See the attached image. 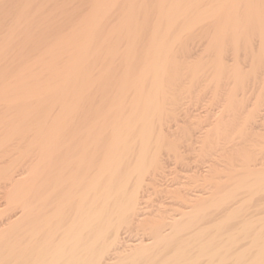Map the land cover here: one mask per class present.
<instances>
[{
    "label": "bare ground",
    "instance_id": "obj_1",
    "mask_svg": "<svg viewBox=\"0 0 264 264\" xmlns=\"http://www.w3.org/2000/svg\"><path fill=\"white\" fill-rule=\"evenodd\" d=\"M74 1L0 0V177L10 180L0 191V216L10 211L0 220V264H264V213L235 222L242 198L264 196V172L247 160L237 169L252 174L225 164L238 180L221 179L217 148L231 159L238 150L204 110L217 101L230 115L232 98L242 102L248 57L264 42V0ZM242 116L238 128L250 120ZM177 132L199 144L206 168L193 169L195 157L193 168L182 164L204 182L175 172L192 181L179 183L167 210L158 199L173 190L164 188L155 213L147 187L171 173L162 158L172 147H162L174 146ZM193 180L197 187H186ZM229 222L237 226L227 233Z\"/></svg>",
    "mask_w": 264,
    "mask_h": 264
},
{
    "label": "rangeland",
    "instance_id": "obj_2",
    "mask_svg": "<svg viewBox=\"0 0 264 264\" xmlns=\"http://www.w3.org/2000/svg\"><path fill=\"white\" fill-rule=\"evenodd\" d=\"M73 1H74V0H73ZM75 1H76V3H77L78 0H75ZM75 1H74V2H75ZM152 1H154V0H152ZM150 3H151V2H150ZM150 7H152V4L150 5ZM152 14H153V13H152V11H151V14H150V15L152 16ZM71 15H72L71 13L67 14V16H71ZM75 15H78V14H74V17H75ZM65 16H66V14H65ZM72 17H73V16H72ZM145 35H147V33L144 32V34L142 35L144 39L147 38V36L145 37ZM261 39H262V38H261ZM263 41H264V40H263ZM261 44H262V43H261ZM263 45H264V42H263V44L261 45V48H258V46L255 45V46H254V47H255V48H254V49H255L254 51H256V48H257V52H255L256 54H253L254 51H253V52L251 51V53H252L253 55H255V56H253V55L250 53L252 57L249 55V57H248L249 60H248V58L245 59V60H244V58H243V61H244V62L242 61V64L244 63L243 67H244V66H247V63H248V61H249V63H248V64L250 65V66H249V69L252 70L251 72H249V69H248V71H247V69H246V70L244 71L245 76L243 75V77H241V78H242V81L245 79L244 81H245L246 83H245L244 81H243V82H244L246 85H247V81H248V85H247V89H248V90H246L247 92L245 91V93L243 92V95H241L242 97L240 98V100H241L243 103H246V102H247V103L245 104V105H246V108H245V107H244V108L242 107V106H243V105H242V104H243L242 102L240 103L239 101H237V100L239 99L238 97H235L237 100H236L234 97L232 98V100H231L232 105H231V103H230V105H229V106L231 107L230 109H229V106L226 108L227 111L231 110V113H230V112H227V113H229L230 115H226V114H225L226 112L222 113L223 111H221V112L218 111V108H216L217 105H218V104H217V103H218L217 101H215V103H213L214 101H210V103L208 102L210 105L207 103V106H208V107H205V106H204V110L207 109V108H208V109L210 108L211 111L213 112L214 109H215L214 114H213L212 112H211V113H212L213 115L216 114V116H213V115L211 116V113H209V114H208L209 117H208V116H207V117H208L209 120H210V118H211V119H212V118L215 119V117H216V118L218 119V121L220 122V125H219V123H218L217 120L215 121L214 119H212V120H214L213 123H214V122H217V123H218L217 126H218V128H219L220 130H221V128H222V130H221V131H223L222 133H218V132H217L218 134H220L219 136H222V137H223V136L225 135L224 138L227 139L228 137H227V133H226V131L228 132L229 136L231 135L232 142H231V139L229 138L228 140H230L229 142H231V143L227 144L226 142H228V140H227V141L225 140L224 143L221 144L222 147H224L223 145H224L225 143L228 145V147H229L230 144H231V145L233 144V145H232L233 149H234V146H235V149L238 150V151L236 150L237 152H235V149H234V152H235V153H234V152H231V151H233V150H229V148H228L226 145H225V146L228 148V150H229L232 154L234 153V155H235L236 157H237V154H238V153H239L238 155H240V159H241V161H239L240 159H239V160H238V159H235L236 157L233 156V155L229 152V155H230V156L232 155V156H231L232 159L235 160V161L233 160V162H234V164H233L232 162L230 163V161H232V159L229 158L228 153H226L225 149H224V152H225L227 155H226L224 152H223V154H225V155L228 156V157H226V156H225V157H222V155H223V154H222V150H223V148H217V149H220V150L217 151V153H219V154H217V155L214 157V159L216 160V162H217V164H218L217 169L220 167V165H222L221 169L223 168V170H224L226 173H227V171L230 170L229 173H228L229 175H228V174H226L224 171L222 172L221 170L218 169V170L221 172V174H222V175L219 174V175L221 176V179L227 181V183H228L229 185H231V184H232L233 182H235V181L237 182V180H238L237 178H236V179L234 178L235 180H234V179H233V180L231 179V176L236 177L235 175H233L234 172H235V174L237 173L236 175H238V172H239V171L237 172L236 170H241V169H242V171H243L244 173H246L247 171L250 170V169H248L249 167L247 168L246 166H245L246 169L244 168V169L246 170V172L244 171L243 168H241V169H237V165H238L237 163L240 164V165H238V167L240 168L241 166H242V167L244 166V164L246 163L247 160H249V161H247L248 166H249L250 162H251L250 165H253V166L251 167V169H254L255 167H257V166L259 165V167H257V170H259V171L261 170L262 173L264 172V170H262V169H264V117H263V116H264V115H263V114H264V111H262V110L264 109V102H262V100L264 101V94H263V96L261 95V91H262V93H264V88H263L264 85L262 86V82H264V80H263V78H264V76H263V75H264V63H263V62H264V52H263L264 47H263ZM256 46H257V47H256ZM261 50H262V52H261ZM257 53H258V55H257ZM260 56H262V57H260ZM250 57L253 59V61H252V59H251V61H250ZM253 57H254V58H253ZM255 57H256V58H255ZM260 58H262V59H261L262 62L259 60ZM246 60H248V61L246 62ZM257 60H258V62H259L258 66H257V64H256V63H257V62H256ZM245 62H246V64H245ZM253 62L255 63L254 65H256V66H253ZM260 62H261V63H260ZM251 64H252V66H253L254 68L257 67V69H254V68L251 66ZM244 68H245V67H244ZM246 68H248V66H247ZM256 70L259 71V72L256 73ZM246 73H247V76H246ZM261 73H262V74H261ZM248 74H250V75H248ZM254 76H256V77L254 78ZM244 77H245V78H244ZM248 77H249V78H248ZM259 80H260V81H259ZM252 82H253L254 84H253ZM257 82H258V83H257ZM251 83H252V84H251ZM260 85H261V87H260ZM258 86H259V87H258ZM251 87H252V88H251ZM260 88H261V89H260ZM262 88H263V89H262ZM251 89H252V90H251ZM260 90H261V91H260ZM248 91H249V92H248ZM252 91H253V93H252ZM234 92H235V91H234ZM236 92H237V91H236ZM237 93H238V92H237ZM237 93H236V94H237ZM254 93H256V94H254ZM259 93H260V98H262V99L259 98V96H258ZM240 94H241V92H240ZM240 94H237V95L239 96ZM257 94H258V95H257ZM237 95H236V96H237ZM244 95H245V96H244ZM252 95H253V96H252ZM234 96H235V95H234ZM243 96L246 97V98L244 99ZM257 96H258V99H257V103H256L255 101H256ZM261 96H262V97H261ZM254 97H255V98H254ZM242 98H243V99H242ZM234 99H235V100H234ZM244 100H245V102H244ZM258 100H259V101L261 100L259 103H261V104L263 103V104H262V107H260V105H259V103H258ZM236 101H237L238 103L235 104L234 102H236ZM253 102H254L255 106H254ZM212 103H213L214 105H212ZM248 103H250V104H248ZM192 104H193V103H191V105H192ZM238 104H239V105H238ZM256 104L259 105V108H260V109L257 107ZM211 105L214 107L213 110H212ZM236 105L238 106L237 108H239V106L242 105L240 108L245 109V111H243V109H242V110L240 109V111L237 112V111H236ZM248 105H249V106H248ZM233 108H234V109H233ZM247 108H248V109H247ZM251 108H252L253 110H255V111H253ZM262 108H263V109H262ZM258 109H259V110H258ZM238 110H239V109H238ZM247 110H249V111H248V114H245V112H247ZM251 110H252V111H251ZM260 110H261V111H260ZM200 111H202V109H201ZM224 111H226V110H224ZM241 111H242V112H241ZM259 111L261 112V114H260ZM217 112H219V113H217ZM243 112H244V113H243ZM253 112H254V113H253ZM255 112L258 114L257 116L254 115ZM258 112H259V113H258ZM234 113H237V114H238V116H237V114H236V118H234L235 116L233 117V115H235ZM242 113H243V116H242ZM249 113H250V114H249ZM203 114H204V113H203ZM220 114H221V115H220ZM223 114H224V116H223ZM231 114H232V115H231ZM246 115H247V118L250 117V120L252 119L251 122H250L251 124H250V123H247V125H246V122H248V121H250V120L248 119V121H245L246 119H244L243 121H241V122H243L244 124H243V123H242V124L240 123L239 126L241 125V127H242V125H243V127H244V126H245V127H244V128L242 127V129H241V127L238 128V123H239L240 120L242 119V118H240V117H241V116H242V117L245 116V118H246ZM251 115H252V116H255V117H252ZM217 116H218V117H217ZM222 116H223V118H225L224 120H226V121H224V122H225V127H222V126L224 125V123L220 121V120H222ZM227 116H229V117H227ZM259 116H261V117H259ZM237 117H238V119L240 118V120H238ZM219 118H221V119L219 120ZM258 118H260L259 121H258ZM227 119H228V120H227ZM262 119H263V120H262ZM209 120H208V121H209ZM212 120H210L209 122H212ZM229 120H230V121H229ZM233 121H236V122L239 121V122H237V123L235 122V123H236V126H237V128H238V130H237V128L235 127V125H234L235 123H234ZM226 122H227V123H226ZM252 122H253V126H252ZM233 123H234V124H233ZM254 123H256V124L254 125ZM232 124H233V126H232ZM229 125H230V126H229ZM214 126L216 127V125H213V127L210 128L211 130H212V128L214 129V130H212V131L210 130V132H209L210 134H211L212 132H214V131L216 132ZM220 126H221V128H220ZM231 126H232V128H231ZM247 126H248V127H247ZM249 127H250V128H249ZM251 127H252V128H251ZM229 128H230V129H229ZM235 128H236V129H235ZM199 129H200V128L197 129L198 132H199V131H202V129H200V130H199ZM223 129H224V130H223ZM228 129H229V130H232V132H229ZM220 130H219V131H220ZM178 131H182V130L179 129ZM204 131H205V130H204ZM221 131H220V132H221ZM235 131H237V132H235ZM240 131H242V133H240ZM234 132H235V133H234ZM233 133H234L235 135H234ZM236 133H238V134H236ZM239 133H240L241 136L239 135ZM177 134L179 135L180 133L177 132V133H176L174 136H172V137L177 136ZM212 134H214V136L216 135V133H212ZM232 134H233V135H232ZM242 134H243V135H242ZM181 135H182L181 138H180L179 136H177V137H175V138H172V137H171L173 140H174V139H177V141H176V140L174 141L175 144L173 143L174 146H173V145H166L167 148H165V146H163V147L165 148L164 150H163V147H162V151L165 152V150H167V149L169 150L171 147H172V148L175 147V149H177V148H179L178 146H181L180 144H182V145L184 144V145L182 146V147H184L183 150H181V149H182L181 147H180L181 149H177L178 151L176 150V152H178V153L175 152V153H176V154H175L174 151H173V150H175V149H172V148H171V150H172V152H173V154H172V153L169 151L170 154H171V156H170V155H168V156H163L164 159H163L162 156H161V158H162V162H163V163H168V162H169L168 166H167V164H165V166H166V167H169V166H170L169 169L171 170V173H174V174H171L170 172L167 173V171H170V170H169L168 168H166V170H167L166 173H167L168 175H170V176H169L170 180H168L169 178H168V175H167V174H165V176H167V177H165V178H167L166 180L163 179L164 177H161L162 174H161V175H159V174H155L156 176H159L158 179H159V182H161V183H159L158 181H156V179H157V177H156V179L149 180L150 182H151V181L153 182V187H154V189H155V186H156V190L151 189L152 186H150V185H149V187H151V188L147 187V189H148V190H147V193H146V194H147V197L149 198V197H150V194H151V196L153 195L154 198H153V197H152L151 199L149 198V200H150V201H153V203L156 202L155 204L158 203L157 200H156V197H157V196H159V198H162V196H164V195H162L163 192L166 193V192H168V190H171V189H169V188H172L173 192L170 191L171 193H170V192H168L169 194L166 193L167 196H168V199L165 198V197H163V198H165L164 200H163V198H162V200L157 198L158 201H159V200H160V201H166V202H164V203H167V204H165V205H164V204L161 205V202L159 201L160 207L162 208V206L164 205L166 210L168 209L169 205H170V207H173V206H171V203H172V200H173V197H172V196H174V194H172V193H174V191L176 190V188L179 186V183H180V185H181V183L183 182L182 180H184V178H185V180H186V177L183 176V175L185 174V171H188V172H192V171L196 172V171H199V172H200V171H202V167H205V168H206L205 164L208 165V163H205V162L203 161V159H202L203 157L201 158V153H200V157H199V153H198V151H197V148L199 147V144H198V143L196 144V145H198V146L193 145V144H195V142H194L193 140H189V142H188V140L185 139L184 134H183L182 132H181L180 136H181ZM236 136H238L239 138L236 137ZM212 137H213V135H212ZM178 138L181 139L180 142H182V138H183V140L185 139V141H183L184 143H178L179 140H180V139L178 140ZM238 139H239L240 141H239ZM234 140H236V141L234 142ZM221 141H222V140H221ZM242 141H243V143H241ZM176 142L178 143V146H177V143H176ZM187 142H188V143H187ZM239 142H240V143H239ZM186 143H187V144H186ZM171 144H172V143H171ZM237 144H238V146H237ZM240 144H241V146L243 145V146H242L243 148H242L241 146H239ZM244 144H246V145L244 146ZM247 144H248V145H247ZM175 145H176V146H175ZM189 145H190V146H189ZM192 145H193V148H192ZM231 145H230V147H231ZM194 146H196V147H195V150L197 151L198 154H195L196 152L193 154V151H195V150L192 151L191 149H194ZM246 146H247V147H246ZM188 147H191V148H188ZM249 147H250L251 149H249ZM230 149H231V148H230ZM244 149H245L246 151H249V152H247V153H249V156H248V154L246 153V151H245ZM180 150H181V151H180ZM186 150H191V151H189V152L192 153V154L189 153V154L186 155V156H185V155H182V154H187L188 151L185 152ZM241 150H242V152H241ZM239 151L243 154L244 159L242 158V155L240 154ZM244 151H245V153L247 154L248 157L246 156V154H244ZM163 152H162L161 155H163ZM169 152H168V154H169ZM252 152H253V153H252ZM250 153H251V154H250ZM164 154H165V153H164ZM166 154H167V151H166ZM174 155H176V156H175L176 158L174 157ZM181 155H182V156H181ZM245 156H246L248 159L245 158ZM250 156H251V157H250ZM166 157H167V159H166ZM168 157H170V158L173 157V159L169 160ZM183 157H184V160L187 158V159H186L187 162L184 163V161H183L184 165L186 166V163H187V164H189L190 167H192V168H193V165H195L194 163H192V162H193L192 160H193L194 158L191 159L190 157H195L196 159H194V160H196L195 162H196L197 166L200 167L201 169L199 170V168L197 167V168H198V170H197L196 165L194 166L195 168H193V169H196V171H195V170L190 171V170H191L190 167H189L190 170H188V167H187V168L183 167V164H182V160H183L182 158H183ZM220 157H221L222 159L224 158V159L226 160V161L224 162V167H223V164H222L223 162L221 163L222 159H221ZM233 157H235V158H233ZM238 157H239V156H238ZM226 158H227V159H228V158L230 159V161H228L229 163L227 162V159H226ZM165 159H166V160H165ZM176 159H177V161H175ZM189 159H190V160H189ZM201 159H202V160H201ZM220 159H221V161H220ZM224 159H223V161H224ZM251 159H252L253 161H251ZM180 160H181V161H180ZM188 160H189V162H191V164L188 162ZM236 160H238V161H236ZM165 161H167V162H165ZM173 161H175V162L178 163L179 168L176 167L177 163H176V165H175V164H174L175 162L173 163ZM201 161H202V163H203L204 166H201V165L199 164V163H201ZM226 162H227V163H226ZM235 162H236V163H235ZM244 162H245V163H244ZM258 162H259V163H258ZM172 163H173L174 165H173ZM202 163H201V164H202ZM204 163H205V164H204ZM243 163H244V164H243ZM262 163H263V164H262ZM217 164H216V165H217ZM225 164H227V165H228V164H231V165H228V166L231 167V168L233 167L234 170L229 169L227 165H226V166H227L228 169H227V170L224 169V168H226ZM189 165H187V166H189ZM191 165H192V166H191ZM232 165H234L235 168H234V166H232ZM245 165H247V164H245ZM260 165H262L261 167H263V168H261ZM171 167L173 168V171H172ZM175 167H176V168H175ZM181 167H183V168H181ZM205 168H204V169H205ZM258 168H260V169H258ZM177 169H178V170H177ZM179 169H180L181 172H179ZM181 169L184 170V174H183V170H181ZM247 169H248V170H247ZM255 169H256V168H255ZM231 170H232V172H233V171H234V172L232 173ZM257 170H256V171H257ZM242 171L239 172V173H240V174H239L240 176H241V172H242ZM251 171L253 172L254 170H251ZM5 172H6V171H5ZM175 172H178L179 174L181 173V174H183V175H179L178 173H177V174H178V175H177ZM194 172H192V173H194ZM199 172H196V173L200 174L201 172H200V173H199ZM220 172H219V173H220ZM230 172H231V173H230ZM249 172H250V171H249ZM249 172H248V174H249ZM257 172H258V171H257ZM257 172H255V173H257ZM250 173H251V172H250ZM262 173L259 172V174H262ZM175 174H176V175H175ZM223 174H224L225 176L227 175V178H226V179H223V178L225 177ZM242 174H243V173H242ZM251 174H252V173H251ZM171 175H172V176H171ZM186 175H187V177L190 178V176H191L192 174L190 173V176H189L188 174H186ZM196 175H197V174H196ZM196 175H195V173H194L192 179H194V176H195V178H196ZM201 175H202V174H201ZM239 175H238V176H239ZM243 175H245V174H243ZM152 176L155 178L154 174L151 175V178H152ZM174 176H176L177 179H176ZM179 176H181V178H183V179L179 178ZM198 176H199V175H197V178L194 179V180L197 181V180L199 179V181L202 180V181H200V183H203V182H204V181H203L204 178L200 179V178H198ZM228 176H230V179H231V180L229 179ZM238 176H237V177H238ZM245 176H246V175H245ZM4 177H5L6 179H5ZM171 177H172V178H171ZM199 177H202V176H199ZM161 178H162L164 181H161V180H162ZM173 178L176 179V180H174V183H177V180H178V185L176 184V187H175V185L172 186V187H170V185H173V184H174V183H173V180H171V179H173ZM189 178H188L186 181L184 180L185 182H183V183H187V184H188ZM241 178H242V176H241ZM158 179H157V180H158ZM239 179H240V177H239ZM6 180H8V181H6ZM194 180H193V181H194ZM5 181L8 182V183L10 182V180H9L6 176H3L2 178L0 177V185H2V183L5 184V185L3 184V185L0 187V188H1L0 191L6 190L4 186H6V184L8 185V183H6ZM149 181H148V182H149ZM181 181H182V182H181ZM190 181H192V180L190 179ZM190 181H189V182H190ZM196 181L192 182L193 186H192L191 183H190L189 185H186V187L190 186V188L188 187L189 189L193 188L194 186L197 187L196 185L199 184V183L196 182ZM150 182H149V183H150ZM154 182H155L156 184H155ZM157 182H158V183H157ZM164 182H165V183H164ZM168 182H169V183H168ZM170 182H172V183H170ZM195 182H196V183H195ZM236 182H235V183H236ZM162 183H164L165 186H162V185H163ZM183 183H182V184H183ZM194 183H195V184H194ZM167 184H169V185L167 186ZM151 185H152V184H151ZM157 185H159V188H158V189L161 188V190H163V191H161V190L159 191V193L161 192L162 194H161V193H160V194L157 193V192H158ZM160 185H161V187H160ZM232 185H233V184H232ZM3 187H4V188H3ZM166 187H169V188H167V189H168L167 191H165V190H166ZM195 187H194V188H195ZM2 188H3V189H2ZM164 188H165V190H164ZM149 189H150V190H153L154 193L152 194V193H151L152 191L149 192ZM165 193H164V194H165ZM260 193L263 194L264 191H263V192H260ZM146 194H145V195H146ZM154 194H155V195H154ZM157 194H158V195H157ZM258 195H260V197H259V196L257 197V194H256V198H255V197L252 198V202L254 201L253 203H254V205H255L256 207H254V205H252L253 203L249 201V198H247V200H246V199H244V198H242V197L240 196V197L243 199V200L241 199V201L244 203V204H243L244 206L246 205V201H247V204H248V205H246V206L243 207V208L246 209L248 212H247L246 210H245V212L242 211V210H244V209H242V210H241V209H240V210H237V213H236V211H234V212L236 213V216H235V217H236V220H235V218H233V220L230 221V222H233V221L235 220V222L238 223V222L242 221L241 218H244V219H247V218H248L247 220L257 219L259 216L263 215V214H261V213H264V212H263L264 210L261 211V210H258V209H264V204H262V203H264V196L261 195V194H259V193H258ZM165 196H166V195H165ZM167 196H166V197H167ZM237 196H238V198H239V195H238V194H237ZM262 196H263V197H262ZM147 197H145V199H146ZM261 197H262V198H261ZM257 198L259 199V201H258ZM260 198H261L262 200H261ZM152 199H153V200H152ZM232 199H233V198H232ZM232 199H230V200H232ZM235 199H236V198H235ZM1 200H2V199H1ZM1 200H0V201H1ZM149 200H148V199H147L146 201L144 200V202L147 203L148 207L151 206V207H149V209H147V210H150V208H153V207H155V208H153V211H155V209H159V210L161 209V208H156V207H159V204H157V206H156L155 204H151V203H150L151 205L148 204V203H149ZM154 200H155V202H154ZM233 200H234V199H233ZM260 200H261V201H260ZM2 201H3V203H4L5 200H2ZM2 201L0 202V203H1V205H0V206H1V207H0L1 210L3 209V205H2L3 203H2ZM147 201H148V202H147ZM173 201H174V200H173ZM257 201H258V202H257ZM162 203H163V202H162ZM260 203H261V204H260ZM152 205H153V207H152ZM154 205H155V206H154ZM167 205H168V206H167ZM258 205H260V208H259ZM164 206H163V207H164ZM257 206H258V207H257ZM148 207H147V208H148ZM170 207H169V208H170ZM247 207H248V208H247ZM4 208H5V207H4ZM248 209H249V210H248ZM6 210H7V208L4 209V211L2 212V214H1V216H0V220H1V221L4 220V219L2 220V217L5 218V216H6L5 214H6L7 212H10L9 209H8V211H6ZM151 210H152V209H151ZM5 211H6V213H5ZM239 211H241V212H242V215H243V214H244V215H243V216H242V215L239 216V214L241 213V212L239 213ZM258 211H259V212H258ZM151 212H152V211H151ZM156 212H159V211L157 210V211H155V213H156ZM249 212H250V213H249ZM253 212H254V213H253ZM3 213H5V214L3 215ZM153 213H154V212H153ZM155 213H154V214H155ZM248 213H249V214H248ZM245 214L248 215V217H245V216H246ZM260 214H261V215H260ZM216 216H217V215H215L214 217H216ZM218 217H219V216H218ZM218 217H217V218H218ZM222 217H223V216H222ZM250 217H251V219H250ZM223 218H224V217H223ZM215 220H216V219H215ZM230 222H229V224H231ZM235 222H234V224H235ZM229 224H228V226H230L229 230H228V227L226 228L229 232H228L227 230H225V232L227 231V233H230L231 231H233V229L235 230L236 227L234 228V226H237V224H235V225L233 226V223H232V224H231V225L233 226V227H232V226L229 225ZM231 228H232V229H231ZM230 229H231V231H230ZM251 247H252V248H251ZM246 248H249V247H246ZM250 248H251L252 250H251ZM250 248H249V249H250L251 251H253V253L256 251V248L253 249V246H250ZM251 251H250V252H251ZM251 253H252V252H251Z\"/></svg>",
    "mask_w": 264,
    "mask_h": 264
}]
</instances>
